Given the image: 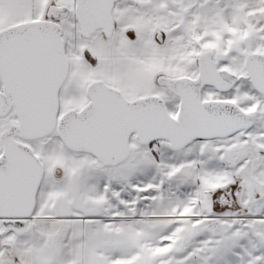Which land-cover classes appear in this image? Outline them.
<instances>
[{
  "label": "snow or ice",
  "instance_id": "6c2138e0",
  "mask_svg": "<svg viewBox=\"0 0 264 264\" xmlns=\"http://www.w3.org/2000/svg\"><path fill=\"white\" fill-rule=\"evenodd\" d=\"M0 264H264V0H0Z\"/></svg>",
  "mask_w": 264,
  "mask_h": 264
}]
</instances>
